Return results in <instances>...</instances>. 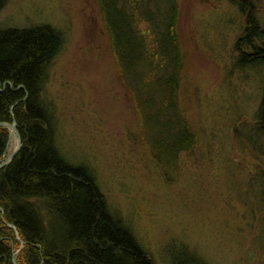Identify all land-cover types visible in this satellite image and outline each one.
Masks as SVG:
<instances>
[{
  "label": "rangeland",
  "instance_id": "1",
  "mask_svg": "<svg viewBox=\"0 0 264 264\" xmlns=\"http://www.w3.org/2000/svg\"><path fill=\"white\" fill-rule=\"evenodd\" d=\"M247 2L179 1V106L197 146L175 172H165L142 145L143 123L120 83L93 0H8L0 12L2 27L48 23L61 31L44 97L62 151L92 171L152 264H178L193 254L206 264H264V178L260 190L254 180L263 199L249 195L244 178L257 168L264 175V138L256 149L245 142L264 67L239 63L249 52L241 39L245 16L251 11L264 30V0ZM12 149L9 135L2 161Z\"/></svg>",
  "mask_w": 264,
  "mask_h": 264
},
{
  "label": "trees",
  "instance_id": "2",
  "mask_svg": "<svg viewBox=\"0 0 264 264\" xmlns=\"http://www.w3.org/2000/svg\"><path fill=\"white\" fill-rule=\"evenodd\" d=\"M7 1L0 0V12ZM179 1L93 0L120 83L143 123L142 145L165 172L177 171L180 158L197 146L179 106ZM232 1L248 7L247 0ZM245 19L241 39L249 52L239 63L263 68L264 30L251 11ZM63 43L61 31L48 23L0 26V123L15 122L22 143L0 169V264H13V257L16 264H152L130 228L109 208L92 171L62 151L44 92ZM259 96L255 126L245 141L254 149L263 146L264 81ZM8 139L7 129L0 127V162ZM261 172L257 168L255 175L244 174L255 199H263L264 185L260 192L257 185L264 178ZM178 264L206 263L193 254Z\"/></svg>",
  "mask_w": 264,
  "mask_h": 264
},
{
  "label": "water",
  "instance_id": "3",
  "mask_svg": "<svg viewBox=\"0 0 264 264\" xmlns=\"http://www.w3.org/2000/svg\"><path fill=\"white\" fill-rule=\"evenodd\" d=\"M0 127H3V128L8 129L10 136H11L12 133H15L18 136V138H19V133L17 131L15 122H12L11 125H8V124H5V123H0ZM19 140H20V138H19ZM20 147H21V143L19 142L18 147L13 151L12 155H10L6 159L5 162H3V163L0 164V168H2L4 165H7L13 159V157L15 156V154L19 151ZM18 240H19V238H18ZM12 263L13 264H16L15 258L12 259Z\"/></svg>",
  "mask_w": 264,
  "mask_h": 264
},
{
  "label": "bare ground",
  "instance_id": "4",
  "mask_svg": "<svg viewBox=\"0 0 264 264\" xmlns=\"http://www.w3.org/2000/svg\"><path fill=\"white\" fill-rule=\"evenodd\" d=\"M16 124V123H15ZM19 138H20V135H19ZM19 138H18V136L15 134V133H12L11 134V136H10V141H11V143L13 144V149H12V152H11V155H12V153H13V151L18 147V145H19V142L21 143V139L19 140ZM21 146H22V143H21ZM21 148V147H20ZM14 158V157H13ZM6 161V159L5 160H3L2 162H0V164L1 163H3V162H5ZM12 161V160H11ZM10 161V162H11ZM9 162V163H10ZM8 163V164H9ZM7 164V165H8ZM7 165H4L3 167H5V166H7ZM2 167V168H3ZM1 169V168H0ZM9 227H11L12 228V230L14 231V233L16 234V236H17V232H16V230H15V228L13 227V226H9ZM18 237V236H17ZM16 237V239L18 240V238Z\"/></svg>",
  "mask_w": 264,
  "mask_h": 264
}]
</instances>
